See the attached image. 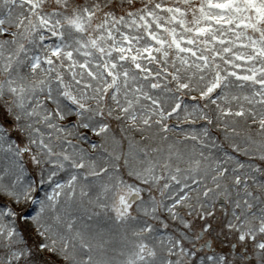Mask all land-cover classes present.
I'll list each match as a JSON object with an SVG mask.
<instances>
[{
    "label": "snow or ice",
    "instance_id": "snow-or-ice-1",
    "mask_svg": "<svg viewBox=\"0 0 264 264\" xmlns=\"http://www.w3.org/2000/svg\"><path fill=\"white\" fill-rule=\"evenodd\" d=\"M0 264H264V0H0Z\"/></svg>",
    "mask_w": 264,
    "mask_h": 264
}]
</instances>
